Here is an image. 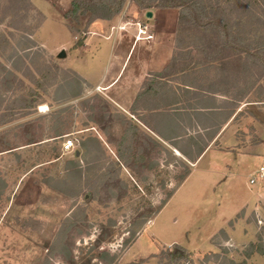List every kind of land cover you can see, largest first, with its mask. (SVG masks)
I'll use <instances>...</instances> for the list:
<instances>
[{
    "label": "rangeland",
    "instance_id": "1",
    "mask_svg": "<svg viewBox=\"0 0 264 264\" xmlns=\"http://www.w3.org/2000/svg\"><path fill=\"white\" fill-rule=\"evenodd\" d=\"M221 1L226 9L221 18L237 24L247 42L264 41V0ZM70 3L0 0V264H264L256 248L247 255L253 243L264 250V197L250 210L246 206L227 217L251 194L246 174L222 184L217 207L200 183L202 165L182 184L194 169L197 147L229 119L225 138L235 143L213 149L252 153L264 141V70L252 68L254 85L242 103L216 94L219 111L202 119L211 130L179 141L192 157L188 160L154 142L147 131L130 129L138 117L168 132L174 124L150 117L147 109L165 110L179 97L190 106L210 104L202 93L219 78L217 64L200 63L205 60L201 31L178 26V10L140 9L130 0L121 13L91 29L89 15L65 18ZM143 28L147 35L139 33ZM139 37L147 45L144 51L153 50L136 49L127 76L106 91L105 83L96 81L104 67L94 64L96 54L109 43L126 55ZM87 41L90 50L75 53ZM152 53L151 64L147 55ZM170 56L168 76L159 81L150 74L139 93L151 89L150 95L135 98L143 74L139 60L148 61L150 73ZM86 73L88 82L82 77ZM167 81L181 85L179 96ZM142 108L147 114L140 117L136 111ZM68 139L74 149L63 154ZM240 220L252 243L230 240Z\"/></svg>",
    "mask_w": 264,
    "mask_h": 264
},
{
    "label": "crops",
    "instance_id": "2",
    "mask_svg": "<svg viewBox=\"0 0 264 264\" xmlns=\"http://www.w3.org/2000/svg\"><path fill=\"white\" fill-rule=\"evenodd\" d=\"M107 21L104 20H97L94 21L91 24V29L94 28H98L99 26H102V23H105ZM143 30H145V28H143ZM145 34L147 35V30H145ZM143 34V35H145ZM142 35V34H141ZM140 35V36H141ZM148 36H150L148 34ZM153 37V36H152ZM152 37L150 36V38L152 39ZM141 37H139V40L136 39V43H135V47L131 49V51L127 52V54L124 55H120L119 53H117L114 49L113 46L111 44H107L109 46H103V48H106V51L104 50V52H100L97 53L95 60L98 58V60H96L94 62V64L96 63H101L102 66H104L103 68L101 67V70L98 72V75L96 76V81L99 82H103L105 83V90L109 91L114 87H118L120 84L119 82L123 79V77L125 76V74L128 73L127 71V66H128V62L134 58V53L136 49L142 48V46H145V42L144 43H140L143 41ZM89 43L88 41L86 43H84V47L79 48L75 50V53H79L80 49H85V47L87 50L89 49ZM140 46V47H139ZM147 47V45H146ZM153 47L150 46L149 48L146 49H152ZM144 51V48H142ZM148 50L144 51L145 54H148L150 52H147ZM140 51V50H139ZM137 52L140 53V52ZM171 54V51L168 52ZM169 54V55H170ZM149 58V63L154 59V54H149L147 55ZM169 60H167L166 64L164 66H162L161 68L157 69H153V71H151L150 73L149 71V63L147 62H142L140 59L139 63L141 65V69L143 74L140 76V78H138L137 82H136V94H135V98L137 97V95L141 92L142 90V84L144 83L145 79L149 77L150 74H152V77L154 74H158L160 73L170 62L171 60V56L168 58ZM92 65V63H90ZM89 64V65H90ZM143 64V65H142ZM120 66V68H119ZM154 66V64H153ZM143 67L146 68V70L144 71ZM102 70H104V73H100ZM118 70V72H116ZM127 76V75H126ZM125 76V77H126ZM83 80L85 82H88V75L86 74H82ZM126 79V78H125ZM159 80V79H158ZM122 82V81H121ZM168 84V88L170 90V92H172L174 95H178L179 96V92L181 91V85H177L175 84V86H172V84H170V82L167 81ZM185 87V86H184ZM167 88V89H168ZM185 90H190L187 87L184 88ZM193 93H197V90H192ZM199 93V91H198ZM203 95L205 94V98L209 99V100H215L216 104L218 103L217 99H220L219 96L217 95H212L211 93H202ZM208 94V95H206ZM210 104L212 102H209ZM190 102H184L183 99H181L180 97L177 98L176 103L174 104H170V105H164L163 107L165 108V110L162 109V107H158L160 109L157 110H151V109H147V111H149L150 113V117L156 118V119H161L163 118V121L166 122V119L169 120L168 124H174L173 127L168 128V132H165L164 129L162 127H158L159 123H152V125L149 123L148 125H144L143 123H140V119H138L137 116H135V120L137 117V124L135 125L140 131H147L148 132V136L150 137V135L153 137V141L157 142L159 144H161L163 147H168L169 149L171 148L170 143L173 141H169L166 140L164 138H162V136H168V135H173V136H179L180 139H178V141H181L185 138L188 137H200L209 131H205L203 128H208L210 125H203L202 120L201 122L196 120V114H198L197 112H215L212 110H206L203 111L201 109H199L201 106H190ZM206 105V106H210ZM183 105V106H182ZM123 112H125L124 110L126 108H122ZM219 111V110H217ZM216 111V112H217ZM138 113H142V115H140V117H142L144 114H147L146 111H144V109L142 108L141 110L137 111ZM128 113V112H127ZM164 115V116H159V115ZM142 122V121H141ZM231 122V119H229L227 121L226 124H224L219 131H216L214 133V135L209 136L208 138H204V144H206V147L204 148V151L202 152V154L199 157H195L193 159V165L192 167H194V169H192L189 173V175L184 179V181L182 182V184L185 182V180H187V178H189V176H191L192 172H194V170L199 169V167L202 165V173L201 174V179H200V183L202 185L203 188H205L204 193H209L212 196V201L215 203V206L217 207V201L219 200V191L221 189L222 184L226 181V180H231L232 178H234L235 176L244 173L246 174L247 179L249 180L250 176L252 173L256 172L260 167H264V141L262 143H260L257 146L252 147L253 148V152L252 153H244L241 152V150H238L236 148H232L231 151L228 152H221L218 150H215L213 148H216L215 146L220 145L222 143H235L234 139L231 138H225V132L228 128L229 123ZM157 124V125H156ZM210 128V127H209ZM210 130V129H208ZM190 131H192L194 134L192 135L190 133ZM188 133V134H187ZM205 137V136H204ZM177 156L179 155L178 152H176ZM191 160V159H190ZM255 161H257L255 163ZM251 164H254L253 167H251ZM225 173L227 175H225ZM205 176V177H204ZM209 181H206L208 180ZM247 180V181H248ZM181 184V185H182ZM180 185V186H181ZM248 186L251 188L250 190V196H248L247 199H245L242 203H240L239 206H232L230 208V213L227 217L233 216L232 214L237 215L242 209H244L246 206L247 208L250 210V207L254 206V203L256 202V200L258 199L259 196L264 197V192H261V187H263L262 185H258V186H251L248 183ZM264 190V189H263ZM259 193V194H258ZM213 194H215V196H213ZM264 199V198H262ZM220 215V214H219ZM225 216H222L223 219L227 218ZM223 219L221 221L220 226L223 224ZM225 221V220H224ZM220 226H215L218 230V228ZM244 224L241 223V220L239 221L238 224H236L234 226L235 230L231 231V238L230 240L234 243V244H240V245H246L248 243H252L253 241V236L252 234L247 233L245 234L244 232ZM214 227V228H215ZM241 230V231H240ZM250 235V236H249ZM204 241V240H203ZM201 241V243L203 242ZM173 242V241H170ZM176 242V241H174ZM254 245V243L252 244ZM187 246V245H186ZM203 249L204 246L202 247V245L200 247L194 248V247H188V249H191V251H196L198 249ZM255 254H257L255 252ZM253 255V254H252ZM251 256V255H250Z\"/></svg>",
    "mask_w": 264,
    "mask_h": 264
},
{
    "label": "trees",
    "instance_id": "3",
    "mask_svg": "<svg viewBox=\"0 0 264 264\" xmlns=\"http://www.w3.org/2000/svg\"><path fill=\"white\" fill-rule=\"evenodd\" d=\"M127 0H71V9L66 13L65 18L79 21L82 16L89 15L90 21L104 20L109 21L114 16L121 13ZM140 9H167L178 10V26H189L193 29L201 31L200 42L203 44L199 48L205 60L201 64L212 63L217 64L216 71L219 78L215 83L209 86L208 91L203 93H218L228 97L234 103H242L249 95L248 90L254 85L250 80L252 78V68L260 67L264 70V41H256L254 44L247 42L237 30V24H232L228 19L221 18L225 15V8L221 6V0H130ZM224 5L230 0H223ZM223 3V2H222ZM76 45H80L78 42ZM228 53V54H227ZM207 61V62H206ZM174 63V59L156 75L157 78L164 79L170 73L169 70ZM254 82V81H253ZM255 88V87H254ZM203 91V90H201ZM255 91V90H254ZM151 89L144 90L137 95L138 100L149 96ZM212 102L210 106H206L205 102H200L199 109L206 111L219 110L215 100H207ZM25 106L30 107L31 102L25 101ZM160 109L154 107L151 110ZM215 112H197L196 120L201 122L202 119L209 120ZM210 113V114H209ZM159 116H164L163 114ZM162 119V118H161ZM213 126V125H212ZM212 126H209L210 128ZM203 128L210 131V128ZM210 129V130H208ZM134 132H138L135 125L131 126ZM128 131V130H127ZM213 135V134H212ZM209 137V136H208ZM162 138L173 141L170 146L188 160L185 150L178 147L179 136H162ZM206 144L203 147H197L195 156L199 157ZM119 162L121 156L118 155ZM122 166L123 163L120 162ZM117 164V169H120ZM256 248V253L264 256V250L258 249L257 246L250 245L248 256L252 255L251 249Z\"/></svg>",
    "mask_w": 264,
    "mask_h": 264
},
{
    "label": "built area",
    "instance_id": "4",
    "mask_svg": "<svg viewBox=\"0 0 264 264\" xmlns=\"http://www.w3.org/2000/svg\"><path fill=\"white\" fill-rule=\"evenodd\" d=\"M139 31L143 32L144 34L146 33L143 29L142 30L140 29ZM147 38H150V36H148ZM61 147L63 154H71L74 149L73 141H71L70 139L65 140ZM248 183L251 186H256V185L264 186V168L260 167L256 172H254L250 176Z\"/></svg>",
    "mask_w": 264,
    "mask_h": 264
},
{
    "label": "water",
    "instance_id": "5",
    "mask_svg": "<svg viewBox=\"0 0 264 264\" xmlns=\"http://www.w3.org/2000/svg\"><path fill=\"white\" fill-rule=\"evenodd\" d=\"M146 18H148V19L152 18V13H151V12H147V13H146ZM58 57H59L60 59L65 58V54H64V52H61V53L59 54Z\"/></svg>",
    "mask_w": 264,
    "mask_h": 264
},
{
    "label": "bare ground",
    "instance_id": "6",
    "mask_svg": "<svg viewBox=\"0 0 264 264\" xmlns=\"http://www.w3.org/2000/svg\"><path fill=\"white\" fill-rule=\"evenodd\" d=\"M140 34H144L143 32H139ZM139 40V38H137Z\"/></svg>",
    "mask_w": 264,
    "mask_h": 264
}]
</instances>
